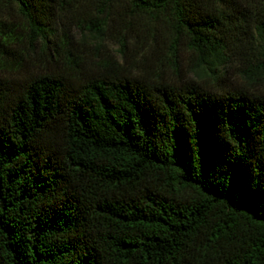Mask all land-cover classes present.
<instances>
[{"label":"trees","instance_id":"16d2710c","mask_svg":"<svg viewBox=\"0 0 264 264\" xmlns=\"http://www.w3.org/2000/svg\"><path fill=\"white\" fill-rule=\"evenodd\" d=\"M0 7V264H264V93L92 61L73 38L145 17L173 57L251 78L264 0Z\"/></svg>","mask_w":264,"mask_h":264},{"label":"rangeland","instance_id":"374dc122","mask_svg":"<svg viewBox=\"0 0 264 264\" xmlns=\"http://www.w3.org/2000/svg\"><path fill=\"white\" fill-rule=\"evenodd\" d=\"M15 14L13 7H0V15ZM132 28L117 25L116 16H111L109 26L102 35L75 30L74 42L86 57L92 61L110 58L135 73L149 68L150 73H160L164 77L188 76L212 86L222 83H238L251 90L264 93V74L244 75L241 60L218 64L204 61L183 49L173 57L169 50L166 33L159 25L145 17H127ZM121 42H124L122 46ZM175 60L176 63H171ZM144 64V65H143ZM145 66V67H143Z\"/></svg>","mask_w":264,"mask_h":264}]
</instances>
